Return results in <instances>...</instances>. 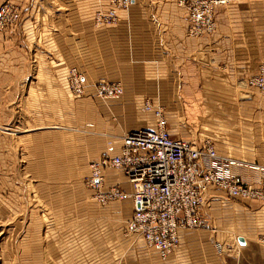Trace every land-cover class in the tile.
<instances>
[{"label":"crops","instance_id":"crops-1","mask_svg":"<svg viewBox=\"0 0 264 264\" xmlns=\"http://www.w3.org/2000/svg\"><path fill=\"white\" fill-rule=\"evenodd\" d=\"M5 1L21 8L22 18L15 31L0 34V125L7 123L14 109L25 116L29 103L25 97L32 89L26 86L25 96V83L31 76L27 67L32 64L25 63L26 51L32 48L34 55L43 53L33 64L32 74L34 78L42 76V87L50 102L43 111L47 114L43 120L28 121L27 126L34 131L33 150L41 141L43 145L49 135L52 137V132H48L55 127L50 125L49 115L56 114V99L62 103L63 113L66 100H70L64 86L73 39L83 48L81 56L91 46L97 65L102 52L110 48L111 57L106 58L111 59L112 78L124 89L122 101H113L114 119L105 127L114 140L111 148L106 143L99 151L98 159L107 152L118 153L121 134L146 127L135 118V102L141 107L143 99H149L168 114L176 111L191 116L221 115L227 109L222 106L223 99L236 98L235 84L254 76L264 62V0H228L214 10V31L200 38L187 35L188 17L175 6V0H132L130 10L119 15L115 26L95 29L94 33L87 28L88 0H73L79 10L75 15L71 10H47L42 6L43 0H0V5ZM200 54L207 55L206 63L198 60ZM133 69L135 75L131 73ZM88 94L95 98L92 89ZM99 114L103 119L104 110L100 109ZM189 124L176 121L169 128L174 137L204 140L206 136L196 135ZM148 127H152V122ZM39 129L45 132L35 133ZM215 145L219 154L220 148ZM232 162L228 167L218 162H204L203 166L212 165L226 174L240 175L246 183H258V171L250 174L249 169ZM201 209L208 229L181 233L177 250L164 262L154 252L148 254L137 239L139 250L129 252L127 264H227L224 257L217 255L215 242L233 244V240L241 238L248 244L264 236L261 204L232 200L223 192L209 188ZM122 210L123 218L130 216L128 203L122 205ZM113 215L118 217L116 213Z\"/></svg>","mask_w":264,"mask_h":264},{"label":"rangeland","instance_id":"rangeland-1","mask_svg":"<svg viewBox=\"0 0 264 264\" xmlns=\"http://www.w3.org/2000/svg\"><path fill=\"white\" fill-rule=\"evenodd\" d=\"M43 1L42 6L47 10H71L73 15L79 11L78 4L73 0ZM6 2L9 1L3 3ZM117 3L118 0H88L87 28L91 33L95 29L115 26L119 15L130 10L132 0H129L126 9L118 8ZM174 4L186 13L177 0ZM111 9L116 10L117 18L107 22L103 16ZM20 11L22 18L21 8ZM71 22L74 26V21ZM19 24L5 27L0 30V34L6 30L15 31ZM187 35L192 37L189 30ZM82 49L73 39L71 64L67 67L64 86L70 100H66V111L63 113L62 103L56 97V114L49 115L52 119L50 125L55 127L48 132H52V137L49 135L43 145L41 141L34 150L31 145L34 131L27 124L28 121H41L47 116L43 111L48 109L50 99L43 90L42 76L34 78L33 75V64L43 53L36 52L34 55L32 48L26 51L25 63H32L27 67L31 76L24 89L26 96V86L32 88L25 97V102H29L27 111L22 116L14 109L7 123L0 125V264H127L129 252L139 250L138 238L127 236L125 232L128 216L123 218L121 215L122 205L125 202L130 205L129 200L102 202L97 198L98 192L87 185L91 163L98 160L99 151L106 143L108 146L114 140L105 127L114 119L111 107L114 106L113 101H122L124 89L119 81L112 78L111 59L106 58L107 55L111 57L110 48L99 56L98 65L91 53V46L88 45L81 56ZM74 70L81 75L85 85L80 96H75L66 87L68 77ZM131 73L135 75L136 71L133 69ZM106 82L120 84L123 90L120 98L102 99L96 95V86ZM235 85L236 98L223 99L225 102L222 106L227 109L221 115L191 116L186 112L177 114L176 111L168 114L159 104L143 99L141 107L138 102L134 103L135 118L140 124H145V128H150L152 116L143 111V104L148 102L160 107L165 112L170 131L169 126L175 125L176 121L190 123L189 129L196 135L204 134L205 139L219 146L220 160L214 162L228 167L229 162L233 161L232 164L237 167L249 169L250 174L258 171L260 182L264 178V95L243 89L239 82ZM91 89L97 99L88 94ZM239 91L248 92L250 98L240 99ZM100 109L104 110L103 119L99 114ZM36 132L45 131L39 129ZM236 162L240 163L237 165ZM111 175L107 174L106 184L109 183V177L115 178L123 190H128L121 176ZM114 213L118 217H114ZM262 241L264 236L259 237L256 243L240 244L238 240H233V244H224L232 248L220 257H224L227 264H264ZM143 248L148 254L153 252L145 246Z\"/></svg>","mask_w":264,"mask_h":264},{"label":"built area","instance_id":"built-area-1","mask_svg":"<svg viewBox=\"0 0 264 264\" xmlns=\"http://www.w3.org/2000/svg\"><path fill=\"white\" fill-rule=\"evenodd\" d=\"M177 2L188 15L190 36L196 37L214 31V10L228 0ZM128 3L129 0H118L117 7L126 9ZM103 18L107 22L115 21L116 10H109ZM20 20L18 6L10 2L0 6V30L16 26ZM240 86L264 95V63L259 65L255 76L242 80ZM67 87L75 96L83 93L84 82L75 70L68 77ZM95 92L102 99H118L123 90L118 82H106L97 85ZM142 109L152 116L153 126L121 136L116 155L107 152L91 163L87 184L98 192L97 198L102 202L129 200L131 214L125 223L127 236L140 239L146 248L165 261L177 250L181 233L208 229L201 208L209 188L223 192L232 200L264 206V178L256 185H248L238 175L226 174L212 165L203 166L204 162L220 160L212 140L196 142L174 137L160 107L145 102ZM111 145L112 142L108 148ZM107 174L121 176L128 190H123L115 178L109 177L106 184ZM214 247L219 256L232 248L220 242H215Z\"/></svg>","mask_w":264,"mask_h":264},{"label":"water","instance_id":"water-1","mask_svg":"<svg viewBox=\"0 0 264 264\" xmlns=\"http://www.w3.org/2000/svg\"><path fill=\"white\" fill-rule=\"evenodd\" d=\"M198 60L201 61V62H205L206 63L208 61L207 55L206 54H200L198 56ZM238 95H239L240 99H248V98H250V94L248 92H245V91H239ZM238 242L240 244H244V240L241 239V238L238 239Z\"/></svg>","mask_w":264,"mask_h":264}]
</instances>
